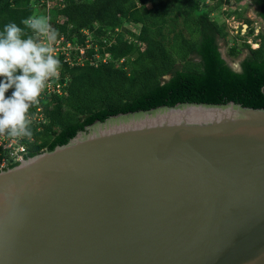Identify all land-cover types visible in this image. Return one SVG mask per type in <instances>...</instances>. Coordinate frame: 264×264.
Instances as JSON below:
<instances>
[{"label":"water","instance_id":"water-1","mask_svg":"<svg viewBox=\"0 0 264 264\" xmlns=\"http://www.w3.org/2000/svg\"><path fill=\"white\" fill-rule=\"evenodd\" d=\"M0 264H264V107L117 113L19 158Z\"/></svg>","mask_w":264,"mask_h":264},{"label":"trees","instance_id":"trees-1","mask_svg":"<svg viewBox=\"0 0 264 264\" xmlns=\"http://www.w3.org/2000/svg\"><path fill=\"white\" fill-rule=\"evenodd\" d=\"M202 1L64 0L50 16L58 34H75L81 42L82 29L95 38L103 34L101 27L119 28L122 22H130L139 28L137 33H128L144 46L140 50L117 35L107 48L113 59H126L127 72L111 61L96 66L62 65V73L68 77L67 94L43 104L45 121L37 132L30 126L35 142L24 158L63 144L94 120L117 113L182 101L232 100L243 106L264 107V43L256 48L245 43L239 48L228 46L227 57L244 53L239 70H232L219 50V42L226 44V32L210 16L223 0H211L214 2L206 9L200 8ZM247 1L243 11L250 8L260 19V37L264 39V0ZM32 12L28 0H0V31L8 22L23 28L21 21ZM230 13H236L235 8ZM58 17L62 18L59 24L54 21ZM176 22L180 26L174 29ZM25 33L36 34L29 29Z\"/></svg>","mask_w":264,"mask_h":264},{"label":"clouds","instance_id":"clouds-1","mask_svg":"<svg viewBox=\"0 0 264 264\" xmlns=\"http://www.w3.org/2000/svg\"><path fill=\"white\" fill-rule=\"evenodd\" d=\"M22 28L8 22L0 31V133L30 137L29 109L37 102L45 82L58 74L60 61L46 43H39L29 29L49 39L55 38L49 18L29 16L21 21ZM11 91V95L6 93Z\"/></svg>","mask_w":264,"mask_h":264},{"label":"built area","instance_id":"built-area-1","mask_svg":"<svg viewBox=\"0 0 264 264\" xmlns=\"http://www.w3.org/2000/svg\"><path fill=\"white\" fill-rule=\"evenodd\" d=\"M28 2L33 8L32 14H42L48 17L51 28L55 30V26L50 20L51 12L54 9L62 7L64 0H28ZM54 21L59 24L62 22V18L58 17ZM94 28L96 29V26ZM101 30H103V34L100 36L97 35L94 38L90 32L82 29L83 39L81 42L75 34H58L56 30L54 39H49L40 33H36L34 39L39 43H46L52 49V54L59 59L61 66L64 64L67 66H96L99 63L113 62L114 59L107 48L115 42L119 28L114 27L113 29H109L101 27ZM111 32L115 36H109ZM123 39L127 43L135 44L140 50L144 46L142 41L137 40L133 36H126ZM61 68H59L58 74L55 77L45 82V88L40 97L29 109L27 118L30 121V126L34 127L36 132L40 130L41 125L45 121L43 104L48 103L50 98L54 96L65 97L67 94L66 86L68 77L65 73H62ZM33 142H35L33 134L30 137H25L12 136L7 132L0 133V170L13 163H17L19 158L23 159L29 150V146Z\"/></svg>","mask_w":264,"mask_h":264},{"label":"rangeland","instance_id":"rangeland-1","mask_svg":"<svg viewBox=\"0 0 264 264\" xmlns=\"http://www.w3.org/2000/svg\"><path fill=\"white\" fill-rule=\"evenodd\" d=\"M214 1L211 0H203L200 4V8L206 9L207 5L212 4ZM247 0H223V2L214 10L210 12V16L217 22L219 26H221L226 32L224 40L225 43L219 42V50L221 55L225 57L226 61L232 66H236V60L238 55L233 57H227L225 51L227 47H235L239 48L243 43L247 44L250 48H256L257 44L264 43V39L260 37V19L254 16V13L250 8L243 11V4H247ZM236 10V13H230L231 9ZM228 11L229 14L227 13ZM42 15V14H39ZM52 16V12H51ZM246 17L247 19H244ZM180 23L176 22L174 29L179 28ZM139 28L138 24L130 23V22H122L118 36H122L123 38L131 37L128 32L137 33ZM259 32H258V31ZM113 33L111 32L109 36L113 37ZM115 36V35H114ZM239 54V53H238ZM130 59L131 57H127ZM113 63L115 66H121L124 70L128 71V64L126 59H114ZM167 76H165L166 78Z\"/></svg>","mask_w":264,"mask_h":264},{"label":"flooded vegetation","instance_id":"flooded-vegetation-1","mask_svg":"<svg viewBox=\"0 0 264 264\" xmlns=\"http://www.w3.org/2000/svg\"><path fill=\"white\" fill-rule=\"evenodd\" d=\"M255 16V15H254ZM258 18V17H257ZM258 31V30H257ZM259 32V31H258ZM260 44H257L256 45V47H258ZM243 55H244V53H243V51H241V52H239V54H238V58H237V60H236V66H234V65H230L227 61H226V59H225V57H223L222 55V57L224 58V60H225V62L229 65V67L232 69V70H234V71H238L239 70V62H240V60L243 58Z\"/></svg>","mask_w":264,"mask_h":264}]
</instances>
